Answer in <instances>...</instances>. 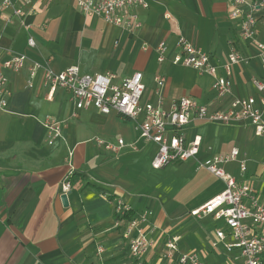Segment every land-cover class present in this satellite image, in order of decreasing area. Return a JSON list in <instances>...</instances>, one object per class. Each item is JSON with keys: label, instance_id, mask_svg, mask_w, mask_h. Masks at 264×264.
Wrapping results in <instances>:
<instances>
[{"label": "crops", "instance_id": "0c3cea01", "mask_svg": "<svg viewBox=\"0 0 264 264\" xmlns=\"http://www.w3.org/2000/svg\"><path fill=\"white\" fill-rule=\"evenodd\" d=\"M15 2L23 8L22 16L0 0V46L25 53L29 64L39 62L55 72L71 66L82 73L111 71L118 81L141 71L142 103H156L155 77L163 74L165 108L181 97L210 110H225L237 97H264L254 84L255 78L264 81L257 46L264 39V5L256 10L255 37L244 40L241 18L232 16L233 0H148L147 8L125 10L138 16V29L87 16L76 0ZM181 36L218 65L232 50L247 58L232 66L230 94L217 98L212 76L171 62ZM30 37L35 47L28 46ZM161 42L167 45L164 62L158 61ZM6 75L8 106L0 111V264H132L126 222L115 225L117 198L129 203L136 215L153 212L144 224L155 242L146 264L170 262L163 254L173 236L179 237L182 252H207V264H244L240 249L228 251L218 241L216 232L229 230L223 219L191 213L223 192L225 182L199 168L197 159L153 168L158 144L140 138L143 114L132 120L114 111L77 109L66 90L51 94L44 87L42 72L31 86L27 68L7 70ZM49 117L62 122L61 136L49 137L44 125ZM184 133L189 141L201 137L199 160L238 148L247 159L246 172L237 161L224 168L238 182L248 181L264 205V136L256 135L249 122L224 125L195 118ZM97 137L123 138L125 146L115 156L97 145ZM70 172L83 179L72 185L66 206L61 184Z\"/></svg>", "mask_w": 264, "mask_h": 264}, {"label": "built area", "instance_id": "2783aa9c", "mask_svg": "<svg viewBox=\"0 0 264 264\" xmlns=\"http://www.w3.org/2000/svg\"><path fill=\"white\" fill-rule=\"evenodd\" d=\"M80 10L87 16H99L106 22L129 29H138L141 22L138 16H129L125 12L131 6L147 8L148 0H76ZM5 8H11L16 15L22 16L25 12L15 0H1ZM233 17L241 18L240 36L250 40L256 34V10L264 5V0L251 2L249 0H233ZM245 7L247 9H245ZM28 46L35 47L34 38L28 39ZM261 51L262 66L264 68V39L257 42ZM179 52L174 55L171 62L176 65L189 66L201 74L213 77V89L217 98H223L232 92V66L245 61L237 50H232L228 60L221 65L214 63L210 54L197 48L184 36L178 39ZM158 61L166 59L167 45L161 42L157 46ZM27 68L29 72V85L39 72H42L44 87L55 94L64 89L70 94L71 101L77 109L96 108L104 114L112 111L121 116L135 120L143 114L139 123V136L146 142L158 144V151L151 165L155 169L162 168L172 162L197 159L199 168H205L218 178L222 179L226 188L223 192L207 201L200 207L191 211L192 215L202 217L213 214L223 219L228 232L218 230V241L223 243L226 250L234 248L241 250L244 264H263L264 261V205L258 202L257 196L248 181L238 182L227 172L224 165L237 161L242 173L247 170V159L241 156L238 148L226 154H215L204 160H199L201 137L187 140L184 127L192 119H199L210 123L232 125L241 121L249 122L256 135L264 136V97L234 98L225 110H210L208 106L199 104L190 97H181L171 102L169 108L164 107V87L167 76L157 75L156 103H142L145 92L144 75L141 71L118 81L116 73L96 72L82 73L78 66H71L61 72H55L39 62L28 63L25 53L6 51L0 46V111H6L8 106L6 71L18 73ZM254 84L259 91H264V81L255 78ZM49 137L61 136L63 124L54 118H47L44 122ZM98 146L106 152L117 156L125 146V140H107L96 138ZM136 148V146H134ZM70 172L61 184L62 192L68 193L72 189ZM153 214L147 209L136 215L133 207L121 198L115 200V225L120 226L126 222L124 237L128 240L132 264H146L145 256L155 246V242L148 237L147 227L144 225ZM178 236L169 237L163 257L168 264H207L198 251L182 252L178 247ZM214 241V245H218ZM99 252L103 248L98 249Z\"/></svg>", "mask_w": 264, "mask_h": 264}, {"label": "trees", "instance_id": "16d2710c", "mask_svg": "<svg viewBox=\"0 0 264 264\" xmlns=\"http://www.w3.org/2000/svg\"><path fill=\"white\" fill-rule=\"evenodd\" d=\"M83 176L81 174H72V177L70 178L71 184L74 185V183L76 182V180H82ZM111 199L113 198L112 196L110 197ZM264 264V261H263Z\"/></svg>", "mask_w": 264, "mask_h": 264}, {"label": "water", "instance_id": "95a60500", "mask_svg": "<svg viewBox=\"0 0 264 264\" xmlns=\"http://www.w3.org/2000/svg\"><path fill=\"white\" fill-rule=\"evenodd\" d=\"M68 194L69 193H63L62 195H61V199H62V202H63V204L64 205H68Z\"/></svg>", "mask_w": 264, "mask_h": 264}, {"label": "rangeland", "instance_id": "374dc122", "mask_svg": "<svg viewBox=\"0 0 264 264\" xmlns=\"http://www.w3.org/2000/svg\"><path fill=\"white\" fill-rule=\"evenodd\" d=\"M225 154H226V153H225ZM198 167H199V165H198ZM199 253L202 255V257H203L204 260L207 259V255H208L207 252L201 250V251H199ZM235 253H236V254H239V251H238V250H237V251L235 250ZM241 260H242V258H241Z\"/></svg>", "mask_w": 264, "mask_h": 264}]
</instances>
